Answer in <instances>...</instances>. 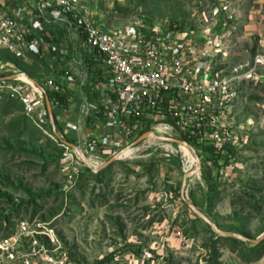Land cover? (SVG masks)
<instances>
[{
    "label": "rangeland",
    "instance_id": "rangeland-1",
    "mask_svg": "<svg viewBox=\"0 0 264 264\" xmlns=\"http://www.w3.org/2000/svg\"><path fill=\"white\" fill-rule=\"evenodd\" d=\"M82 3L111 27L140 19L183 31L213 28L222 43L217 67L223 74L238 69L236 145L225 164L212 163V195L203 162L183 191L180 165L190 155L159 139L135 146L103 172L81 163L70 169L68 144L89 138L88 127L68 134L50 119L28 116L2 80L30 73L43 83L48 70L32 52L16 59L0 47V264H264V241L220 235L187 202L225 233L250 240L264 234V64L255 67L264 58V0ZM250 70L253 78L246 79ZM163 147L174 154L165 156ZM101 159L103 165L110 158Z\"/></svg>",
    "mask_w": 264,
    "mask_h": 264
},
{
    "label": "built area",
    "instance_id": "built-area-1",
    "mask_svg": "<svg viewBox=\"0 0 264 264\" xmlns=\"http://www.w3.org/2000/svg\"><path fill=\"white\" fill-rule=\"evenodd\" d=\"M35 4L28 7L23 0H0V47L17 58H26L32 52L46 60L50 48L56 50L57 45L46 39L45 23L65 25L80 39L87 59L93 63L92 83L103 84L110 95L101 109L87 114L99 130L79 144L93 168H100L103 156L119 155L120 159L149 131L170 138L186 134L191 139L189 148H196L194 154L199 156L211 146L219 155V164L226 163L236 145L232 111L237 99L238 69L223 74L217 67L222 43L213 28L183 31L140 19L111 27L94 19L82 0H36ZM262 64L264 58H257L255 67ZM61 70L59 64L52 65L39 86L20 73L2 83L23 104L28 116L42 122L50 119L55 125L54 111L52 119L47 109V93L61 94L68 103L72 101L58 85ZM253 72L244 77L252 79ZM54 100L59 118L66 106ZM83 124L87 122L79 121L78 127ZM162 149L167 157L174 154L168 148ZM90 154L100 155L93 160ZM70 160V169L77 163L86 165L75 151ZM195 166L196 157L180 165L185 174ZM168 172L167 168L162 180L168 179ZM25 231L21 226V233Z\"/></svg>",
    "mask_w": 264,
    "mask_h": 264
},
{
    "label": "crops",
    "instance_id": "crops-1",
    "mask_svg": "<svg viewBox=\"0 0 264 264\" xmlns=\"http://www.w3.org/2000/svg\"><path fill=\"white\" fill-rule=\"evenodd\" d=\"M23 1L28 7L36 6V0ZM68 32L65 43L57 46L56 50L50 48L43 64L48 70L47 76L52 65H60L62 70L58 74V81L68 97L72 99L71 103L63 109L61 117L57 118L60 128L65 129L68 134L78 135L79 121H83L87 122V125H84L88 127L87 135L92 136L99 128L92 126L91 117H87V114L101 109L110 99V95L103 84L92 83L90 68L93 63L87 59L80 39L70 31Z\"/></svg>",
    "mask_w": 264,
    "mask_h": 264
},
{
    "label": "water",
    "instance_id": "water-1",
    "mask_svg": "<svg viewBox=\"0 0 264 264\" xmlns=\"http://www.w3.org/2000/svg\"><path fill=\"white\" fill-rule=\"evenodd\" d=\"M15 76H11L6 78L7 80H12L14 79ZM27 78L34 82L35 84H38V82H36L34 79H31L30 77L27 76ZM47 108H48V112L51 116V118L53 119V112H52V107L49 101V98L47 97ZM54 129L56 130V126L53 124ZM56 132V131H55ZM149 139H159L162 141H166V142H170L173 144H178V145H182L186 148H189V144L186 141L180 140V139H176V138H170V137H163L158 135L156 132L154 131H149L145 134H143L141 137H139L133 144L132 146L135 147L143 142H145L146 140ZM78 155L79 157L82 159V161L90 168L92 169L94 172L98 173L100 171H103L104 169L108 168L109 166L113 165L118 159H119V155L113 156L112 158H110L105 164H103L100 168H93L89 158L87 157V155L82 151V149L80 148L79 145H75V144H68ZM195 157L197 159V168L196 170H194L193 172H190L189 174L186 175L185 180H184V184H183V191L186 188L187 185V180L189 178H191L192 176H194L196 173L201 171L202 168V161L199 158V156L197 154H195ZM188 205L192 208V210L194 212H196L200 217H202L215 231H217L220 235L222 236H228V237H239L242 238L246 241H249L251 243H253L254 245H259L262 241H264V234L256 240H250L242 235L239 234H231V233H225L223 232L214 222H212L206 215H204L192 202L187 201Z\"/></svg>",
    "mask_w": 264,
    "mask_h": 264
},
{
    "label": "trees",
    "instance_id": "trees-1",
    "mask_svg": "<svg viewBox=\"0 0 264 264\" xmlns=\"http://www.w3.org/2000/svg\"><path fill=\"white\" fill-rule=\"evenodd\" d=\"M44 25H45L46 30L48 32L46 39L49 42H55L57 46H61L65 43V41L67 39V35L69 34L68 29L66 28L65 25H50L47 23H45ZM16 59H19V58H16ZM40 61L45 63V60H40ZM28 75L30 78H32L34 80L37 79L34 75H32L30 73ZM4 77H7V76H4ZM47 95H48L50 101L52 102V109L54 111L55 125L58 129H61L59 126L58 119H57L56 114H55V110L57 108L56 105H58V103L54 99L56 98L60 102V104L67 106L68 105L67 97L64 95L56 94V93H52V92H48ZM179 138L183 141H186L188 144L191 145V139L188 137V135L181 133V135H179ZM199 157L203 163H205L209 166L210 170H209V175L207 176V181H208V184L210 185V192H211L210 194L212 195L213 192L216 190V185H217V180L213 176L212 167H213V165H217V166L220 165L219 164V155L216 153V151L213 147L209 146V147L204 148V150L201 153H199ZM212 163H213V165H212ZM86 169L92 173L90 168H86Z\"/></svg>",
    "mask_w": 264,
    "mask_h": 264
},
{
    "label": "bare ground",
    "instance_id": "bare-ground-1",
    "mask_svg": "<svg viewBox=\"0 0 264 264\" xmlns=\"http://www.w3.org/2000/svg\"><path fill=\"white\" fill-rule=\"evenodd\" d=\"M22 79L27 80V78H26L25 76H22ZM184 150H185V152H186L188 155H190V158L193 160L194 157L192 156L191 151H190L188 148H186V147H184ZM133 153H134L133 150H127L126 152H124V153L120 156V159L128 158V157H130ZM197 177H198V176H197Z\"/></svg>",
    "mask_w": 264,
    "mask_h": 264
}]
</instances>
